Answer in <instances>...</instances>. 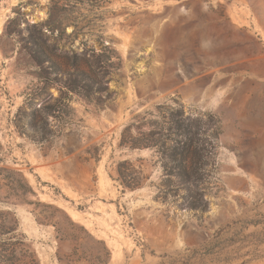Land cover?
<instances>
[{
    "label": "rangeland",
    "instance_id": "1",
    "mask_svg": "<svg viewBox=\"0 0 264 264\" xmlns=\"http://www.w3.org/2000/svg\"><path fill=\"white\" fill-rule=\"evenodd\" d=\"M77 66L109 90L69 91ZM161 107L206 130L201 180L120 147ZM263 216L264 0H0V231L16 229L0 245L24 264H181L222 234L235 243L204 264H264Z\"/></svg>",
    "mask_w": 264,
    "mask_h": 264
},
{
    "label": "trees",
    "instance_id": "2",
    "mask_svg": "<svg viewBox=\"0 0 264 264\" xmlns=\"http://www.w3.org/2000/svg\"><path fill=\"white\" fill-rule=\"evenodd\" d=\"M84 69L86 68L76 67V73H74L76 79L71 81V84L68 86L69 91L82 93L85 97L90 98L95 94L96 90H109L108 87H103L98 82L94 72ZM64 99H66L64 102H69L67 98ZM60 103L61 101L58 99L57 104ZM57 104L46 105L43 109L47 113H52L57 109ZM63 106L67 108L69 104L68 106L67 104ZM67 113L68 111H63V114L68 115ZM160 113V119H148L147 117L136 118L131 125L123 130L120 147L130 149L156 148L161 155L167 157L174 163L169 175L175 173L184 183L201 180L203 176L201 170L207 163L206 159L209 154L203 153L206 149L205 146L200 149L198 145L204 140H207V138H204L206 130L203 131L201 122L187 116L181 107H161ZM48 115L41 113V115L34 117L33 129L36 132L35 135L39 137L40 140L38 141L40 142H48L49 138L55 135L51 128ZM133 131H135V134H133ZM118 174L119 181L124 188L133 190L142 185L143 178H141L140 173L130 163L120 164ZM35 206L49 209L53 208L41 202L35 203ZM53 209L57 210V208ZM38 221L40 224L46 225L42 220ZM261 225L264 226V216L261 218ZM15 230V227L2 230L0 231V237L13 234ZM221 235L219 234L215 240L203 245L199 249L190 251V254L181 264H204L208 257H212L214 261L223 259L222 256L225 255V249L230 248L235 242L231 241V239L226 241L221 238ZM13 239L14 237L8 239L9 244L3 242L5 245H0V264L23 263L16 255L15 246L17 243H13ZM17 241L18 243H22L19 239ZM263 243L264 240L262 239L261 244ZM3 246H7V248H3ZM234 259L237 258L233 256L232 259H224V264H230Z\"/></svg>",
    "mask_w": 264,
    "mask_h": 264
}]
</instances>
